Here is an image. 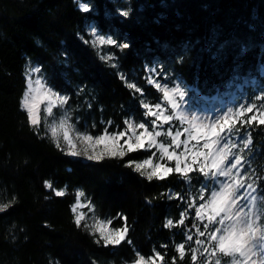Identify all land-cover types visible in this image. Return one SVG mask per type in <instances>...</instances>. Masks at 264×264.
<instances>
[{
  "label": "trees",
  "instance_id": "obj_1",
  "mask_svg": "<svg viewBox=\"0 0 264 264\" xmlns=\"http://www.w3.org/2000/svg\"><path fill=\"white\" fill-rule=\"evenodd\" d=\"M83 2L90 12L80 10ZM124 3L128 17L119 14ZM91 22L129 44L115 48L118 69L80 39H91ZM29 62L40 65L51 86L78 99L84 120L99 124L94 133L109 119L112 130L143 112L141 97L131 94L118 72L154 100L160 93L146 82L152 65L166 67L202 100L245 78L264 86V0H0V203L16 199L0 213V264H123L134 259V250L149 255L153 249L165 254L164 264L174 256L177 264H191L175 251L187 229L164 225L185 208L168 197L196 194L203 179L188 184L173 174L149 182L118 159L96 163L64 155L50 138L41 139L43 130L36 135L20 108ZM249 130L254 143L248 170L264 177V126ZM45 181L66 187L67 194L56 197ZM78 189L114 226L123 223L118 214L128 218L132 245L103 247L75 226L70 206Z\"/></svg>",
  "mask_w": 264,
  "mask_h": 264
},
{
  "label": "snow or ice",
  "instance_id": "obj_2",
  "mask_svg": "<svg viewBox=\"0 0 264 264\" xmlns=\"http://www.w3.org/2000/svg\"><path fill=\"white\" fill-rule=\"evenodd\" d=\"M79 8L85 13L91 11L87 3H80ZM119 14L128 17L130 11L123 10ZM90 35L91 40L80 39L98 49L101 60L111 62L110 67L118 69L117 57L100 54L99 50L104 45L123 50L129 48V44L98 35L95 28ZM40 72L41 68L36 67L25 73L20 108L26 113L27 123L36 135L40 136L43 130L41 139L50 138L64 155L96 163L118 159L124 167L149 182L164 181L173 174L188 184L194 177L203 179L196 194H189L186 198L174 193L168 197L185 204L179 218L176 221L167 219L164 225L166 228L184 226L187 229L183 234L184 241L175 244L179 261L188 256L191 264H264V177L253 176L245 155L246 151L251 153L254 143L249 129L264 126V92L251 102L228 108L214 118L201 117L185 110L186 92L181 84L169 86L161 83L154 78L159 76L155 69L150 70L146 82L160 93L156 103L145 97L142 87L118 72L131 94L142 97L139 100L142 118L129 117L123 121V127L117 126L111 131L112 121H108V126L93 134L90 130L76 128L68 107L70 96L54 90L42 76L33 79V73ZM60 111L63 115L57 118ZM145 152L149 154L144 159L133 158L134 154ZM173 161L174 165L169 166L167 162ZM44 186L56 197L67 194L66 187L57 189L51 181H45ZM15 202L12 197L8 202L0 203V213H7ZM81 208H89L94 213L95 206L84 191L78 190L75 202L70 206L73 222L78 229L93 236L95 244L103 247L133 244L126 216L118 214L117 219L123 223L116 227L113 218L101 220L94 215L90 218L86 212L80 211ZM186 220L191 227L185 224ZM164 262L165 254L156 249L149 255L134 250L130 264ZM170 264H177L176 256L171 258Z\"/></svg>",
  "mask_w": 264,
  "mask_h": 264
},
{
  "label": "rangeland",
  "instance_id": "obj_3",
  "mask_svg": "<svg viewBox=\"0 0 264 264\" xmlns=\"http://www.w3.org/2000/svg\"><path fill=\"white\" fill-rule=\"evenodd\" d=\"M83 3H85V2H83ZM118 10H119V12L123 11V10H129L128 3H124L123 5H121ZM88 28H89L90 33H91L92 28H95L98 35H103L106 38L110 36L111 38L115 39L113 37V35L104 34L101 30H99L98 27L94 24V22H91L89 24ZM91 39H93L92 36H91ZM115 48L116 47H114V46L104 45L102 47V49L99 51L101 54H114L115 56H117V53L115 52ZM36 67L41 68L39 64L29 62L28 66H27V71L29 68H36ZM151 69H155L156 72L159 73V76H155L154 78L160 80L161 83H168L169 86H174L175 83H180L186 92L185 97H184V102H183V106H184L185 110L190 112V113H195L201 117L210 116V117L214 118L215 116L220 115L223 112L227 111L228 108H235L240 103L251 102L255 98L256 95L260 94L261 92H264V86H260L256 82L255 77H252L249 79L245 78V79L241 80L234 87H230L229 89H225L222 92L215 93L212 97L207 96L204 100H202V99L197 98L194 94H192L179 81V79L171 71H169L166 67H163L161 65L148 66L147 67V74H146L147 76L151 74V72H150ZM261 71L264 72V65H262ZM41 76L44 77V79H46L45 72L42 70V68H41L40 73H33V79H36V78L41 77ZM135 79H137V77ZM47 83L49 86H51L48 81H47ZM51 87H53V86H51ZM54 90L59 91L55 88H54ZM59 92L62 95H68L64 92H61V91H59ZM145 97L148 100L152 101L153 103L159 102L156 99L154 100V98L147 93L145 94ZM141 99H142V97H141ZM78 102H79L78 99L70 100V102H69L68 107L71 111L73 122H76V128L79 129L80 131L90 130L93 132L92 126L95 125L94 128H97L99 126V124L97 122L84 120L82 113H81V110L79 109ZM43 108H44V105L41 104V110H43ZM61 115H63L62 111L57 112V118H59V116H61ZM129 117L135 118L137 120H140L142 118V116H138L137 114L132 113V114L128 115L125 119H127ZM105 121H106V123L104 125H102V129L104 127L108 126V121H111V120L109 119V120H105ZM117 126H119V124H116L115 128L112 130L117 129ZM120 127H123V125ZM102 129L96 133L93 132V134H98L99 132L102 131ZM182 139H183V137H182ZM247 154H248V152L246 151L245 155H247ZM167 163L169 164V166L174 165V161L173 162H167ZM78 190H81V189H78ZM80 211L86 212L90 218L93 217V215H94L95 217H99L101 220L108 219L106 217H102L101 215H99L98 212L96 211V209H94V213L89 208H81ZM91 222H92L91 219H89V223H91ZM116 227H118V226H116ZM192 246L198 247L196 245H192ZM126 262H128V264H130L131 260L126 261ZM126 262H124L123 264H126ZM110 264H117V263H110Z\"/></svg>",
  "mask_w": 264,
  "mask_h": 264
}]
</instances>
